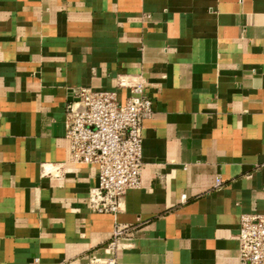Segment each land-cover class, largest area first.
I'll return each instance as SVG.
<instances>
[{
	"label": "crops",
	"instance_id": "crops-1",
	"mask_svg": "<svg viewBox=\"0 0 264 264\" xmlns=\"http://www.w3.org/2000/svg\"><path fill=\"white\" fill-rule=\"evenodd\" d=\"M142 75L141 185L92 212L77 88ZM264 214V0H0V264H245ZM121 233L116 236V231Z\"/></svg>",
	"mask_w": 264,
	"mask_h": 264
},
{
	"label": "built area",
	"instance_id": "built-area-1",
	"mask_svg": "<svg viewBox=\"0 0 264 264\" xmlns=\"http://www.w3.org/2000/svg\"><path fill=\"white\" fill-rule=\"evenodd\" d=\"M119 91L77 88L66 106V139L70 162L97 169L89 192L92 212L117 213L126 192L141 185L144 122L153 114V99L144 76H120ZM121 230L116 231V236ZM239 257L245 264H264V214L241 216Z\"/></svg>",
	"mask_w": 264,
	"mask_h": 264
}]
</instances>
